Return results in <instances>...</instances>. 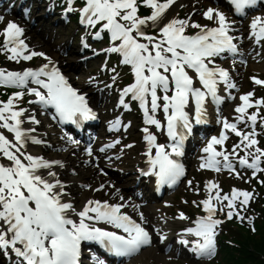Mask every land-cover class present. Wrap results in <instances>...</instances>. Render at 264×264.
<instances>
[{
  "label": "snow or ice",
  "instance_id": "snow-or-ice-1",
  "mask_svg": "<svg viewBox=\"0 0 264 264\" xmlns=\"http://www.w3.org/2000/svg\"><path fill=\"white\" fill-rule=\"evenodd\" d=\"M143 3L153 11L151 15L141 18L138 16L137 0H86L83 16L89 25L105 21L103 27L111 31L113 41L121 42L110 51L122 53L123 62L133 65L135 73V83L124 89L123 94H131L132 99L139 100L146 117L145 123L161 130L166 127L167 136L173 141L169 146L158 144L157 136L149 128L143 129L148 145L146 155L151 166V170L143 174L155 175L161 185H174L184 175L183 165L173 158V154L176 157L184 154L183 135L179 129H188L191 126L189 112L186 111L190 101L195 102L197 122H200V117L206 112V99L209 96L213 101L223 99L217 95L220 83L230 89L237 88L231 81L228 70L216 65V58L225 53L236 54L239 51L238 45L234 43L237 37L232 34L236 31L235 22L229 20L219 9L208 7L203 12V17L212 21L215 26L209 27L192 21L191 15L185 19L173 18L161 23L176 0H165L163 3L159 0H143ZM257 3L258 0H231L236 12L241 15ZM3 19L0 16V22ZM149 22L153 27L159 28L158 36L145 33L144 26ZM249 27L250 36L258 45L261 44L264 41V17L255 16ZM189 28L199 31L187 34ZM24 33L25 29L15 22H9L0 32L5 37L3 49L11 53L8 58L19 61L21 58L31 60L39 56L48 63L35 70L28 68L23 72H6L0 69V85L26 87L30 81L38 85L39 88L28 89L30 94L38 98L29 103L51 106L63 123L79 125L83 120L96 119L85 95L68 83L51 58L43 52L31 51L24 54L28 52ZM141 37L147 42H140ZM253 82L264 86V80L253 77ZM158 90L164 94L158 95ZM169 92L172 94L169 95ZM23 95L24 92L15 93L0 107V130L14 134V138L10 139L4 131H0V248L6 249L10 246L21 258V264H81V244L85 241L98 242L120 256H133L150 245L152 238L143 226L146 223L143 212H139L142 223H138L121 211L122 208L130 206L129 204L89 200L82 209L77 210L72 202L64 199L67 196L65 185L53 170L57 166L63 167V162L49 161L27 151L29 141L35 145L44 141L29 135L35 129L25 130L22 127L26 120L21 118L25 116L27 109L14 110L13 101ZM253 96L254 93L250 92L240 97L243 103L235 109L240 114L235 118L237 122L230 123L226 119L222 121L224 129L240 137V143L234 145L231 152L227 149L217 151L213 146L223 145L228 136L223 133L219 137L213 136L202 150L210 153L209 156L202 157L205 161L201 164L202 168L208 167L216 172L227 169L238 178L243 177L237 171V163L252 169L254 176L264 172V167H261L264 163V149L257 146L258 133L255 131L259 112L248 114L247 111L249 108L258 109L264 105V98L253 103L250 102ZM161 100L163 103H160ZM120 104L124 105L125 101L121 99ZM158 110L165 114L166 125L156 117ZM27 119L39 124L34 116ZM260 120L264 124V117ZM249 122L253 131L244 132L238 128V123ZM111 127L119 130L121 121H113ZM70 142L79 143L76 140ZM169 147L171 151H168ZM253 148L254 151H250ZM153 149L156 150L154 155ZM237 149H241L246 155L240 156ZM104 150L100 149L102 152ZM87 152L92 154L91 147ZM233 156L236 157L235 162L230 159ZM218 157L221 159H217ZM260 183L264 184V181ZM189 184L191 185V181ZM103 188L104 185H101L96 191ZM213 189L217 190L215 195L211 194ZM219 189L218 183L208 182V198L196 205H202L207 215L197 218L194 221L196 226L188 227L182 233L197 238L195 241L181 239L180 243L185 246L191 244V251L201 257L211 258L215 254L217 228L223 223L222 220L213 218L217 211L224 212L227 209V219L231 220L235 216L243 221L246 218L241 215V211L254 196L252 192L238 189H233L231 195L221 196ZM120 199L123 200L124 197L121 196ZM213 201L220 205L219 208ZM131 206L137 210L140 207ZM73 216L78 219H73ZM177 219L188 220L189 217L180 212ZM100 222L122 229L126 235L95 226ZM166 238L163 236L162 240Z\"/></svg>",
  "mask_w": 264,
  "mask_h": 264
},
{
  "label": "trees",
  "instance_id": "trees-1",
  "mask_svg": "<svg viewBox=\"0 0 264 264\" xmlns=\"http://www.w3.org/2000/svg\"><path fill=\"white\" fill-rule=\"evenodd\" d=\"M258 230L255 237L248 232L242 234L237 248H226L222 264H264V221L259 224Z\"/></svg>",
  "mask_w": 264,
  "mask_h": 264
},
{
  "label": "rangeland",
  "instance_id": "rangeland-1",
  "mask_svg": "<svg viewBox=\"0 0 264 264\" xmlns=\"http://www.w3.org/2000/svg\"><path fill=\"white\" fill-rule=\"evenodd\" d=\"M47 26V25H46ZM70 29V35H72L73 34V32H74V28L73 27H70L69 28ZM44 35H43V39H44ZM51 42V40L49 41V43ZM48 44V43H47ZM76 68H78V67H76V66H74V65H70V69H76ZM69 69V70H70ZM83 69V68H82ZM84 70V69H83ZM131 177L132 176H127L126 178H129V179H131ZM76 180V179H75ZM89 196H91V194H89V193H85L84 194V198H87V197H89ZM142 259V258H141ZM148 259H153V260H155L156 261V264H166V263H164V261H163V259L161 258V256H160V254H159V252H157V251H152L151 252V254H150V257H148Z\"/></svg>",
  "mask_w": 264,
  "mask_h": 264
}]
</instances>
